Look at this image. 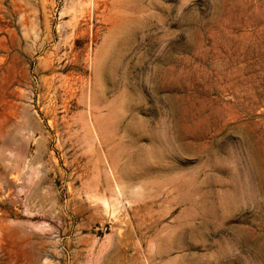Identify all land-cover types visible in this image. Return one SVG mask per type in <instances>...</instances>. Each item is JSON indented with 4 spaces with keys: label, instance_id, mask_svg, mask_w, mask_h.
Listing matches in <instances>:
<instances>
[{
    "label": "rangeland",
    "instance_id": "1",
    "mask_svg": "<svg viewBox=\"0 0 264 264\" xmlns=\"http://www.w3.org/2000/svg\"><path fill=\"white\" fill-rule=\"evenodd\" d=\"M0 264H264V0H0Z\"/></svg>",
    "mask_w": 264,
    "mask_h": 264
},
{
    "label": "bare ground",
    "instance_id": "2",
    "mask_svg": "<svg viewBox=\"0 0 264 264\" xmlns=\"http://www.w3.org/2000/svg\"><path fill=\"white\" fill-rule=\"evenodd\" d=\"M26 136H27V135H26ZM18 139H19V138H18ZM26 139H27V138H26ZM14 140H15V139H14ZM22 140H23V139H22ZM23 141H24V140H23ZM14 142H15V141H14ZM8 144H9V143H7V146H6V147H8ZM19 144H22V143H19ZM10 145H11V144H10ZM13 146H14V145H13ZM9 147H11V146H9ZM27 148H29V147H27ZM7 149H9V148H7ZM5 151H6V150H5ZM5 151H4V153H5ZM19 153H20V152H19ZM21 155H23V154H21ZM18 158H19V157H18ZM18 158H17V159H18ZM21 158H22V157H21ZM15 160H16V159H15ZM20 161H21V160H20ZM20 161H19V162H20ZM22 161H23V160H22ZM14 162H15V161H14ZM19 162H17V163H19ZM13 164H14V163H13ZM18 166H19V165H18ZM15 171H16V170H15ZM15 180H16V178H15ZM15 180H13L12 182L14 183ZM15 184H17V183H15ZM15 184H14V186H15ZM17 185H18V184H17Z\"/></svg>",
    "mask_w": 264,
    "mask_h": 264
}]
</instances>
